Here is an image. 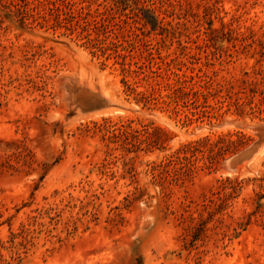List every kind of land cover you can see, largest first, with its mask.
Instances as JSON below:
<instances>
[{"label":"rangeland","instance_id":"obj_1","mask_svg":"<svg viewBox=\"0 0 264 264\" xmlns=\"http://www.w3.org/2000/svg\"><path fill=\"white\" fill-rule=\"evenodd\" d=\"M0 264H264V0H0Z\"/></svg>","mask_w":264,"mask_h":264},{"label":"water","instance_id":"obj_2","mask_svg":"<svg viewBox=\"0 0 264 264\" xmlns=\"http://www.w3.org/2000/svg\"><path fill=\"white\" fill-rule=\"evenodd\" d=\"M259 149V145H253L241 153L226 159L225 167L228 170L233 171L238 164L245 161H250L258 153Z\"/></svg>","mask_w":264,"mask_h":264},{"label":"bare ground","instance_id":"obj_3","mask_svg":"<svg viewBox=\"0 0 264 264\" xmlns=\"http://www.w3.org/2000/svg\"><path fill=\"white\" fill-rule=\"evenodd\" d=\"M104 93H105V92H104ZM104 93H103V94H104ZM262 151H263V150H262ZM262 151H260L259 154L256 155V156L254 157V159L251 160L252 162H250L249 164H253V163H255V162L259 159V157H260ZM244 164H247V163H244ZM249 164H247V165H245V166H248ZM245 166H244V167H245ZM250 166H251V165H250ZM248 167H249V166H248Z\"/></svg>","mask_w":264,"mask_h":264},{"label":"trees","instance_id":"obj_4","mask_svg":"<svg viewBox=\"0 0 264 264\" xmlns=\"http://www.w3.org/2000/svg\"><path fill=\"white\" fill-rule=\"evenodd\" d=\"M138 95H140L141 96V98H146V96L142 93V94H140V93H138Z\"/></svg>","mask_w":264,"mask_h":264}]
</instances>
